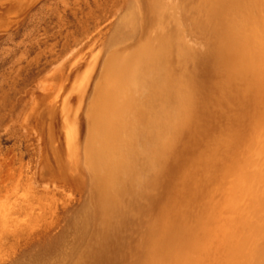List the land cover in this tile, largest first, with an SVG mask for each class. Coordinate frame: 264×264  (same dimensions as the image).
<instances>
[{
    "label": "rangeland",
    "instance_id": "1",
    "mask_svg": "<svg viewBox=\"0 0 264 264\" xmlns=\"http://www.w3.org/2000/svg\"><path fill=\"white\" fill-rule=\"evenodd\" d=\"M155 1L160 0H0V264H67L88 226L94 225L90 239L102 230L96 175L104 170L92 157L96 95L117 42L138 29L145 32L151 20L155 24ZM219 1L198 2L212 18L206 23L211 34L207 38L202 32L201 38L217 45L226 40L223 27L229 29L228 21L250 17L251 22L259 5L230 0L233 8L239 6L233 9L230 2L226 5L229 0ZM247 2L257 7L250 14ZM188 21L189 16L181 18L185 28L180 36L188 46L181 51L188 65L169 74L163 111L157 113L165 115L162 121L169 126L165 131L170 149L148 162L146 171L139 170L113 242L107 243V250L89 249L92 238L85 251H91L87 264H191L197 252L194 243L208 230L200 211L209 206L215 186L227 187L233 199L245 198L228 206L240 209L245 218V232L232 239H243L241 250L247 252L217 243L210 261L203 263L221 264L220 258L230 259L234 249L242 252L230 253L240 258L235 264H264V235L259 236L264 232V184H254L250 174L264 172L258 169L264 166V149L257 151L264 143V107L254 105L253 84L237 51L218 46L210 50L205 43L193 42L196 27ZM255 135L261 137L258 143ZM253 231L259 239H252ZM101 235L104 243L109 240L104 231ZM249 238L257 242L252 245ZM163 241L165 247L159 244ZM254 245L260 251L251 249ZM234 258L228 261L234 264Z\"/></svg>",
    "mask_w": 264,
    "mask_h": 264
},
{
    "label": "bare ground",
    "instance_id": "2",
    "mask_svg": "<svg viewBox=\"0 0 264 264\" xmlns=\"http://www.w3.org/2000/svg\"><path fill=\"white\" fill-rule=\"evenodd\" d=\"M222 1L220 0L219 2H221L222 4L223 3ZM198 2L199 0L155 1L153 3V7L158 12V14L155 15L154 17L156 21L155 24H153L154 20H151L152 24L150 23L148 30H146L145 32H143L141 29H138L134 32H131L122 39H120L116 44L117 51L113 54L111 59L107 61L106 71L101 79V87L96 95L98 101L96 102L95 106H96V111L98 113L97 114L98 120L97 122L94 121L95 124L94 135H96V137L94 136L95 139L93 142L94 145L92 149L93 150L92 157L104 170L103 172H101L102 174L98 173V175H96V180L101 189L100 201L102 205H101L100 225L104 233L108 235L109 240L104 243V239L101 235V232L103 231L98 230L95 235L93 234L94 237H92L93 238L92 241L91 240L92 238L90 239L92 231L94 230L93 227L94 225L92 223L78 236L72 248L70 258L67 264H87L86 261L90 260L91 251L88 250L87 253L85 251L90 241L92 242H91V248L89 249H92L93 247L105 246L104 250H107L106 248L108 244L110 242H113L115 236L114 233L115 232L117 233L118 231L116 229V226L120 221L124 219L123 215L127 207L126 202L124 200L125 198L130 199L134 195V190L138 183L137 179L138 178L140 179V175H141L139 170L145 168L144 171H146L148 162L154 160L156 158V155L158 156L160 154H164L167 152V150L169 151L170 149L169 146L166 147L167 146L166 142L171 141L169 139L170 134L168 135L165 131V129H167L169 126L164 125L162 121V119L165 118V115L163 116L164 118H162L160 117L162 115L159 116L157 113L159 112L161 114V112L163 111L162 107L164 105L162 104V101L166 94L165 92L167 87L166 79L168 78L169 74L172 73L176 74V72H178L177 71L178 68H183L188 65L187 62L188 56L182 53L183 50L188 46L187 43L182 42L180 39L181 29L185 28L184 27L185 24L181 23V18H183L184 16L186 17L189 16L188 25L192 27H196V29L194 30L196 35L190 37L191 38L190 40H192L193 42L201 43V44L205 43L210 48V50H211V46H216V47L218 46L223 48L229 47L228 49L232 50L233 52L237 51L239 57L236 56V54L234 53L235 57H238L239 59L241 58V60L243 59L242 60L243 63L244 62L247 63V64L245 63L244 65V67L247 68L246 71L248 72L247 79L250 82V84H253V92L255 94V98L257 99V102H255L256 104L254 103V105L255 106L260 105L264 107V0H251V2L249 1L252 4L255 3V5H257V3L259 4L257 5L258 8L253 7L255 9L257 8L256 10L251 8L252 4L247 2L248 4L251 5L250 6L251 10L250 9L249 11H247L248 9L246 10L248 14L251 13L250 11H252V9L253 11H255L254 13L253 12L251 13L252 15L255 16L256 15L255 13H257V17H253V19L257 18L253 23H252L253 19L251 22L249 21L251 20L249 19L250 17L249 18L247 17L248 20L247 18L245 19V17H244L245 20H243L242 18L241 20L239 19L237 20L236 18L235 20H230L231 19L230 18L229 19L230 21H228V23H230V27L228 26L229 29L223 27L224 28L223 30H225L224 35L226 40L224 41V44L220 43L218 45L216 43H211V41H206L205 39L201 38L202 32H204L206 35V36L204 35V37H207L211 34L210 28L207 27L206 23L208 24V21L212 22V18L210 19V17L205 15L206 13L204 11V8H202L201 5L198 4ZM227 2L228 3L225 2L226 5L231 3L230 0ZM231 4L229 5V7L231 6L233 8L234 2ZM236 5L237 4H235V7L233 9L239 7L238 5L237 6ZM192 8H194V10ZM220 8H222V6ZM240 9L242 10V8ZM225 17L226 20H228L229 17L227 15ZM237 18L239 17L237 16ZM213 55L216 56L215 54ZM215 58H213L215 61H220L217 59V57ZM178 76L179 74L177 75V77ZM261 99H263V101H261ZM177 102L179 103L178 100ZM257 118L259 119V117ZM174 127L176 129V132L180 133V129H181L180 123H176ZM256 133L258 134V132ZM260 134L261 133H259V135ZM263 135L264 132L262 133V136ZM260 138H258L254 142L258 143L259 142L258 140ZM236 145L238 146L237 142ZM263 149H264V143L262 145H260L259 143L257 148L258 153L259 152L262 153ZM262 158H264V155L262 156ZM252 159L253 158H251V160ZM259 162L261 163V161ZM263 165L264 164L261 163L260 167H262ZM240 167L241 169L243 168L242 165H240ZM263 168L264 166L258 169L264 170ZM250 174L255 180V181L253 180L254 184L257 185L259 183L260 184L262 183L261 186L264 184V176H263L264 172L262 175L261 170L260 171L257 170V172L256 171L250 172ZM246 175L247 174H245V176ZM259 186L260 185L253 188H257V187L259 189L262 188ZM217 187L218 188H216V186L214 187V189H217L216 192H214L211 197L209 198L207 197L208 200L210 199V203H208L209 206L207 205L208 207L206 209L201 210L202 212L200 211V214L204 218V223H207L206 227L208 230L203 231V233L200 235L201 237L198 236L199 238H201L199 239L200 241L197 238L195 239L196 241L198 240L197 245L196 242L194 243L195 246H197L196 249L197 252L195 253V259H193L191 264L193 263L204 264L203 262L209 259V257L213 254L211 253V250L216 251L214 249V245H216L217 243H220V246H223L225 248L230 246L232 248H235V250H239V251H242L244 249L243 248L241 250L243 246V244H241L243 239L241 240V238H238L237 240L239 242H236L232 238L233 237L237 238L235 236H237L238 234L240 235L241 234L240 232L242 230L245 232V230L242 228H244L247 225V223L245 221V218L242 217L241 214L242 211L239 212L238 210L240 209H237L234 206L233 207L235 209L229 207L230 206L229 203H232L233 201L235 203H239V202L242 203L243 201H245V198L243 199L242 197L239 196V198L233 199V194L231 195L232 193L231 190L230 193L227 187H222V186L221 187L217 186ZM242 189L243 187L239 188L237 192L241 193L243 191ZM254 191H259V190H254ZM208 194L210 195L211 193ZM248 196L251 195L248 193ZM252 198L250 200L254 202L255 200L253 199H255L256 197L254 196V198L253 199ZM253 204H255V202ZM253 204H251V206ZM248 207L249 206H247V208ZM254 207L255 206H253V208ZM212 209L215 210L212 211ZM248 209L250 211V208ZM199 210H197L198 213ZM250 223L249 225L251 226ZM258 226L260 225L258 224ZM249 231H251L250 228H248V234L246 233L248 237H249ZM255 233L253 231L252 239L253 237L257 236V235L255 236ZM260 233H262V235L258 233L259 236L263 237L264 232L262 231ZM259 236L258 238L257 237L256 238L259 239ZM228 237L230 238L228 239ZM248 237L243 236V238L246 239ZM262 237L260 238L261 240H263ZM248 240L250 244L251 242H254L252 243V245L255 244V242H257V240L251 241L250 238ZM159 244H161V246H163L164 244L165 247L166 243H164L163 241L162 243L160 242ZM256 244L259 245L260 243L259 244L256 243ZM260 245L259 247H261ZM262 246H264V242ZM223 247H218V248L221 249ZM257 248L258 247L256 248L253 247L251 249H257ZM261 248L264 249V247ZM245 249L247 250V248ZM245 249L243 252H247L245 251ZM259 249L260 248H258V250ZM232 250L234 251V249ZM232 250L230 248V251ZM233 251L230 252L231 254L234 253L233 255L235 254L240 255L242 253V252L238 253L239 251L238 252H233ZM226 252L229 251L227 250ZM250 252H248L249 255ZM230 253L228 255H230L231 258H234V256L232 257ZM228 255L225 254L226 257ZM262 255H264V253ZM215 256L216 255L214 253L213 257L215 258ZM165 257L166 256H164V258ZM249 257L251 258V255ZM214 258L211 259L214 260ZM238 258L235 257L234 259H232L234 260L233 261L234 264L235 262L237 263ZM245 258L247 259V257ZM220 259H222L223 261L225 257L224 258L221 257ZM230 259L227 257V260L225 259L223 262H226ZM250 260L252 259H249L248 262ZM209 261L207 260V262ZM219 261L218 263L220 264ZM228 262L233 264L230 261ZM252 262L253 261H251V264ZM215 263L217 264V262ZM246 264H250V263H246Z\"/></svg>",
    "mask_w": 264,
    "mask_h": 264
}]
</instances>
